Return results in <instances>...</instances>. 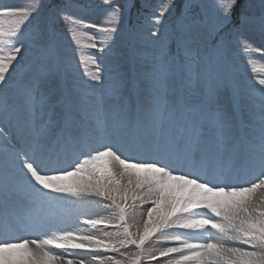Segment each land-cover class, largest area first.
Listing matches in <instances>:
<instances>
[{
  "label": "snow or ice",
  "instance_id": "obj_1",
  "mask_svg": "<svg viewBox=\"0 0 264 264\" xmlns=\"http://www.w3.org/2000/svg\"><path fill=\"white\" fill-rule=\"evenodd\" d=\"M103 6L0 0V264H264V78L231 56L264 57V0L258 48L237 0H162L147 37Z\"/></svg>",
  "mask_w": 264,
  "mask_h": 264
},
{
  "label": "rangeland",
  "instance_id": "obj_2",
  "mask_svg": "<svg viewBox=\"0 0 264 264\" xmlns=\"http://www.w3.org/2000/svg\"><path fill=\"white\" fill-rule=\"evenodd\" d=\"M5 3H12L17 5H24L30 0H4ZM51 0H44L45 4L50 3ZM69 3L72 4H83L89 3L92 5V9L90 11L91 19L96 21L103 18V0H68ZM114 2L121 4L122 6L127 3H135V0H114ZM185 0H178L179 5H183ZM147 6L143 10H134L132 7L130 12L127 14V18L130 19L133 23L139 22L144 26V36L147 37V29L150 27L149 21L152 19V13L154 11H159L162 0H146ZM200 3L203 5L202 10L207 13L210 18H214L216 15V8L215 3L216 0H200ZM238 7L235 9L236 12L243 11L245 14L253 18V22L249 27L248 34L257 37L256 42L254 43L253 47L258 48L260 47L259 43V26H260V16H261V0H237ZM70 10V14H71ZM74 11L80 12L81 9L77 8ZM176 15V9H173L172 16L168 17L169 24L171 23L172 19H174ZM58 30L63 33V26L58 23L57 25ZM90 41L87 39L82 41V44H88ZM131 47L132 41L128 38L127 33L122 34L117 41V50L122 49L124 46ZM63 46L64 48L70 49L74 47L70 44L67 34L63 36ZM82 53L85 59H90L94 54L95 50L81 48L77 52V56ZM232 69L233 71L237 72L240 77L244 81H249L253 76L257 78H264V57H261L259 54H253L248 56L241 52L239 49H233L232 53ZM251 61V66L247 63V61ZM76 62V57H74V63ZM256 71L253 72L252 69ZM91 70V69H89ZM78 74L83 76L84 69L78 68ZM87 79V77H83ZM25 80L24 75V66H20L17 69V72L13 74V78L10 81V87L6 89L8 95L12 98L13 101L19 103L20 102V90L23 87ZM97 205L95 204H84V205H72L73 209H80L84 210L88 213H94V208ZM88 218V217H81V219ZM83 227V225H80ZM164 247V246H162ZM128 250L135 251L134 248H129ZM110 254V253H109Z\"/></svg>",
  "mask_w": 264,
  "mask_h": 264
},
{
  "label": "bare ground",
  "instance_id": "obj_3",
  "mask_svg": "<svg viewBox=\"0 0 264 264\" xmlns=\"http://www.w3.org/2000/svg\"><path fill=\"white\" fill-rule=\"evenodd\" d=\"M94 213L98 214V215H101V216H107V215H110V210H103L101 207L96 206L94 208ZM162 246H169V245L164 244V243H158V244L154 245V247H157V248L162 247ZM128 251L131 252V250H128Z\"/></svg>",
  "mask_w": 264,
  "mask_h": 264
},
{
  "label": "trees",
  "instance_id": "obj_4",
  "mask_svg": "<svg viewBox=\"0 0 264 264\" xmlns=\"http://www.w3.org/2000/svg\"><path fill=\"white\" fill-rule=\"evenodd\" d=\"M143 1H145V0H138V6H140L141 4H144V3H142Z\"/></svg>",
  "mask_w": 264,
  "mask_h": 264
}]
</instances>
